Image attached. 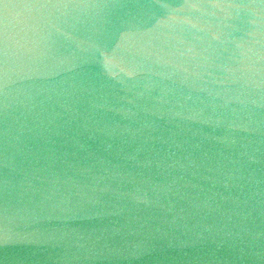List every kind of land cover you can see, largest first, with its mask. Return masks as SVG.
I'll return each instance as SVG.
<instances>
[{
    "label": "water",
    "instance_id": "1",
    "mask_svg": "<svg viewBox=\"0 0 264 264\" xmlns=\"http://www.w3.org/2000/svg\"><path fill=\"white\" fill-rule=\"evenodd\" d=\"M108 2L112 24L133 31L185 4ZM203 6L213 10L209 0ZM253 18L245 10L230 23L253 31ZM188 39L220 46L207 30ZM153 68L127 86L81 71L70 94L0 109V227L5 205L29 210L18 221L24 238L0 242V264H264V89L226 104ZM189 109L203 117L185 119ZM208 116L223 119L203 123Z\"/></svg>",
    "mask_w": 264,
    "mask_h": 264
},
{
    "label": "clouds",
    "instance_id": "2",
    "mask_svg": "<svg viewBox=\"0 0 264 264\" xmlns=\"http://www.w3.org/2000/svg\"><path fill=\"white\" fill-rule=\"evenodd\" d=\"M209 3L211 12L203 6V0H185L166 16L154 17L150 27L133 31L112 24L110 17L116 5L108 0H0V109L6 114L29 110L38 95L70 94L83 84L80 81L78 85L76 79L81 71L127 86L142 72L153 71L155 65L165 69L156 75L173 79L174 83L178 79L181 86L198 88L213 99L223 94L226 104L233 99L246 102L245 93L264 89V40L259 38L264 35V15L259 11L264 6L234 0ZM217 9L223 13L222 18ZM245 10L254 17L246 21L256 26L253 31L230 23L240 19ZM193 12L217 17L218 23L194 20ZM224 28L242 35L225 34ZM192 29L210 31L220 46L208 44L198 49L188 39ZM193 39L202 38L194 35ZM217 85L221 87L217 89ZM168 91L171 89L162 90L157 99L164 102ZM203 113L204 109H189L184 118L199 121ZM213 119L219 124L223 118L208 116L202 122ZM27 214L26 208L10 211L5 205L0 242L7 245L24 238L17 228L18 221L26 219Z\"/></svg>",
    "mask_w": 264,
    "mask_h": 264
}]
</instances>
